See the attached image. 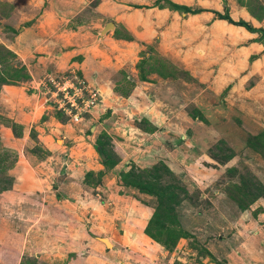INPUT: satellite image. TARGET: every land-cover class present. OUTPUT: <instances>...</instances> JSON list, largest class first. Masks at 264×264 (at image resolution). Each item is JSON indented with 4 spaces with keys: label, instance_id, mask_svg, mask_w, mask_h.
Returning a JSON list of instances; mask_svg holds the SVG:
<instances>
[{
    "label": "rangeland",
    "instance_id": "1",
    "mask_svg": "<svg viewBox=\"0 0 264 264\" xmlns=\"http://www.w3.org/2000/svg\"><path fill=\"white\" fill-rule=\"evenodd\" d=\"M242 1L250 17L255 18L251 13L261 14L258 5L264 9V0ZM0 6V40L7 42L17 30L7 24L13 19L6 22V17L20 11L29 18L36 10H9L2 2ZM255 19L252 23L244 20L250 29L242 27L257 34V51L263 53L264 14ZM13 22L21 28L30 20L23 24L18 17ZM103 29L109 31L111 27ZM233 43L225 42L224 61L230 64L237 56ZM10 52L0 41V76L8 82L0 84L4 92L0 98V157L5 158L4 165L12 161L13 165L29 164L24 167L25 174L33 168L37 192L24 195L21 201L0 192V264H27L26 260L35 264H230L232 257L234 263L264 264L259 256L264 252V67H259L261 72L250 73V61L256 60L255 56L243 55L240 67L233 71L203 73V81L174 65L175 70L168 72L170 64L146 45L139 55L148 58L138 63L153 65L167 75L150 72L137 88L133 84L136 76L128 77L130 82L124 85L128 87L126 92L132 93L114 103L104 101V90L94 88L80 73L86 87L83 92L96 94L95 102L78 115L65 106L69 97L64 98L63 87L55 88V82L62 78L74 80L76 70L61 71L51 79L44 77L43 71L32 85L30 77L25 80L12 76L14 68L21 67L25 74L28 69ZM34 65L42 66V62L34 58ZM228 74L230 77L224 80ZM217 75L222 76L216 79L220 82L216 87L212 83ZM116 78L114 74L113 80ZM117 83L123 84V80ZM252 84L259 87L251 91ZM2 85L11 87L2 89ZM57 110L60 117L55 115ZM150 114L154 127L148 121ZM77 122L81 124L77 126ZM10 124L20 127L18 136ZM77 129L88 137L77 140L81 147L73 153L72 142L63 148L60 140ZM98 132L114 137L112 149L107 141L114 164L106 163L99 180L94 178L96 184L102 182L98 189H78L82 200L66 198L72 203L64 211L57 209L60 204L53 198L49 201L54 207L43 203L40 195L44 194V181L40 178L44 175L39 167H44V162L52 166L58 160L69 161L70 168H77L76 177H80L87 163H103V155L88 152ZM81 154L84 156L79 157ZM121 171H131L135 180L153 189L152 193L151 188L141 191L124 186ZM114 185L124 186L118 189L119 197L105 199L104 189H117ZM143 207L149 210L145 214ZM154 209L173 216L175 221L163 219L165 229L162 225L159 232L145 228ZM72 210L76 216L71 215ZM138 214L144 218L143 225L136 220L135 231L126 230L127 221L140 219ZM166 224L175 228V233L171 232L173 241H165L169 230ZM128 246H133L132 250ZM131 251L132 256L126 258Z\"/></svg>",
    "mask_w": 264,
    "mask_h": 264
},
{
    "label": "crops",
    "instance_id": "2",
    "mask_svg": "<svg viewBox=\"0 0 264 264\" xmlns=\"http://www.w3.org/2000/svg\"><path fill=\"white\" fill-rule=\"evenodd\" d=\"M154 1L0 0V3L6 4L9 10H36L29 18L25 17L24 13L20 11L17 14L10 13L12 15L6 17V22L9 18L17 22V18L20 17V23L24 22L23 24H25L29 20L30 23L21 25L20 28L18 27L19 25L17 26L16 24L14 25V22L12 23L13 20L10 23L7 22L11 28L17 31L8 36L6 39L7 42L0 41L27 67L30 76L28 82L33 83L32 85L39 81L41 78L39 76L43 71L44 77L51 79L61 71L76 70L94 88L96 87L101 91L104 90L102 93L104 101H112L114 103L126 100L127 96L132 93L126 92L128 87L125 85L130 82L127 80L128 77L131 79L132 76H136L133 84H136V88L140 86L142 81L138 77L136 63L141 58L143 60L148 58L147 53L143 55L147 57H141L139 55L140 49L146 45H151L157 53V56L164 57V61L168 62V65L170 64L168 72L171 69L175 70V67H177L198 80H205L203 73L206 74L213 71L220 74L226 72L228 69L233 71L235 68H239L243 55L246 57L248 54L255 56L257 60V62L256 60L250 61V73L256 74L261 72V70L259 71V67H264V65H261L264 64V52L257 51L258 42L255 41L257 34L254 33L252 35L242 26L234 25L218 17V14L224 13V7H227V13L230 19L250 20L251 23L254 20L256 21L236 1L160 0V3L163 2L162 5H164L162 7L155 6L153 4ZM167 1L180 6H186L191 10L198 9V11L190 13L183 9H173L168 7ZM234 15L237 17L234 18ZM108 23H110L108 27H111V30L106 31L103 28L107 27ZM227 41L234 42V50L237 55H235L236 58L231 64L229 61H224L227 46L225 42ZM105 44H108V46L106 47ZM40 51V54H36V52ZM34 58L39 59L42 62V66L35 67ZM237 71L235 70V73ZM114 74L118 75V78L115 80H113ZM221 76L217 75L214 78L215 80L212 83L214 86L217 87L220 85V82L216 79H219ZM229 77L230 75L228 74L223 79L225 80L226 78L227 80ZM120 79L123 80V84H115ZM2 86V89L11 87V85ZM258 87L259 84H252V86L250 85V90L253 91ZM122 90L126 94L124 92L122 93ZM3 95L4 92L0 91V98ZM151 117L150 114L148 121L154 127L155 122ZM76 124L78 126L81 123L77 122ZM143 129H146V127H143ZM77 130L70 134L65 132L67 136H64L60 140V146L65 148L72 142L74 150L71 152H79L81 143L77 140L80 138L87 139L88 135L80 133L79 129ZM98 134L99 132L96 133V136ZM107 136H109L110 145V142L113 143L112 138L114 137L110 134H107ZM95 138L93 140V146L90 144L91 148H88V152L93 155L94 153L97 154L95 150ZM66 139L69 140L67 141ZM109 147L112 149L111 145ZM121 149L118 150L121 151ZM47 156H49V153ZM83 156L81 154L79 157ZM83 161L84 159L81 162L82 164ZM68 162L58 160L52 166L49 162H44V167H39L40 172L44 175V177L40 178V180L44 181V194L38 195L42 196L41 200L43 203L47 202L46 205L50 203L52 207L55 204H51L49 199L53 198L55 202L60 204L57 206V209L61 211H64L72 203L69 200L65 201L66 198L70 200L73 198L77 202L82 200L78 189L82 188L83 190L84 187L91 189L96 187L95 189H98V186L102 182L99 184L95 183L94 187L92 186L94 182L86 184L83 182L84 174L91 171L95 175L105 167L102 166V163L100 165L92 162V165L87 163V167L82 168L83 171L78 175L80 177H76L75 173L77 172L74 169L77 168H74L75 165L73 169L70 168L69 164L72 163ZM39 164L38 162L36 165L39 166ZM76 165H79L77 161ZM24 167H29V164L17 162V164L14 163L10 172L7 170L8 174L10 173L9 175L13 177V182L11 187L3 192L13 199L17 198V201H21L24 195H28L29 197L30 194L37 192V182L33 177V168H28L30 172L25 174L26 170H24ZM15 170H17L16 175L12 174ZM26 175L29 177L26 178ZM34 187L36 190H32ZM121 187L124 188V186L114 185V188L117 189H113L112 186H109L107 191L104 189L105 199H112V196L119 197L118 194L120 193L118 192L120 191L118 189ZM23 189L27 191L24 192ZM51 190H54V193ZM73 203L75 206L77 205V203ZM143 208L142 212L145 214L148 207ZM73 214L74 211L72 210L71 215L76 216ZM136 216L139 217V214ZM139 218L136 219L135 217L133 218L134 220L127 221L126 230L135 231L134 226L136 220L143 225L144 218L142 216ZM132 247L128 246L127 248L132 250ZM131 252L126 258L132 256L133 251ZM259 256L264 258V252L259 254ZM234 260L233 257L231 261L228 259L230 264L231 262L232 264H240L236 263V261L234 263Z\"/></svg>",
    "mask_w": 264,
    "mask_h": 264
},
{
    "label": "trees",
    "instance_id": "3",
    "mask_svg": "<svg viewBox=\"0 0 264 264\" xmlns=\"http://www.w3.org/2000/svg\"><path fill=\"white\" fill-rule=\"evenodd\" d=\"M236 2L238 3V5L244 7L245 9H246V7L248 8V6H246V4H245L246 2H244L242 0H236ZM167 3H168V6L169 7H172L173 9H183L184 11L190 12V13H193L195 11H198V9L197 10H191V9H189L186 6H180V5H177V4L170 3L168 1H167ZM153 4L155 6H158V7L164 6V5H162L160 3V0H155ZM257 8H258V11H261V14L260 15L262 16L264 14L263 7L261 5H258ZM251 14L255 18H258L260 16V15L258 16L256 13H251ZM218 17H220L222 19H225L229 23H232L234 25L245 26V28H247V29H250L251 28L244 20H241V19H238L237 21L231 20L229 18V16H228L227 13L218 14ZM145 60H147V59H144V61ZM137 63H136V68L138 69V73H139V76L141 77V80H145L146 79V76L145 75L147 73H150V72H156L157 74H160L161 76L167 75V72H165V71L159 73L156 69H154L153 65H148L147 67H145L144 65H140L141 62L138 63V64ZM142 66H143V70H142ZM6 68H8V67H6ZM20 69H21V67L14 68L13 73H12V76L14 78H23V79L27 80L30 76L28 75V73L27 74L22 73L20 71ZM5 71L7 72V70H5ZM79 75H80V73L79 72H76V78L77 79H80L79 78ZM6 83H8V82L5 80V78H3L2 76H0V84H6ZM47 84H51V83L47 81ZM123 92L126 94V92L124 90H122V93ZM55 115H56V117H60L61 116V112L57 110L55 112ZM10 125L12 127V131L15 128L14 131H13L14 132L13 134L15 136H18L20 134V131H19L20 127L19 126H16L15 124H10ZM107 141L109 142V139H108L107 134L104 133V132L99 133L96 136V138H95V150H96L97 154H100V155H103L104 156V160L102 162L105 163L104 164L105 165V168L107 167L106 166V163H107L108 166L114 164V162L112 160H110L111 158H110V155L108 153L110 151L107 150ZM3 160H5V158L4 157H0V192L8 190L11 187L12 182H13V178L7 173V170L13 165V161L11 163H9L8 165H4L3 164ZM102 172H103V170L102 171H98L95 175H93V173L91 171L86 172L84 174L83 182L86 183V184H91L92 182H94V178L98 181L99 178H100V176H101V174H102ZM119 174H120L119 175L120 180H121V182H122L123 185L126 184V185H129V186H132V187L134 186L135 188H139V189L141 188L140 189L141 191H144V190H148L149 191V188H151L148 184L146 186H144V183H141L140 184V181L135 180L136 176L134 174H132L131 171H129V172H125V171L122 172L121 171ZM151 175L152 176L155 175V172H152ZM148 181H150V180H148ZM94 186H95V182L93 184V187ZM152 191H153V189L151 190V193H152ZM169 217H170L169 214L168 215H165V213H159L158 211H156V209H154L153 212H152V214H151V216H150V218L148 219V222H147L148 224H147V226L145 228H147V227L152 228L153 227L155 230H157L159 232L162 229V227L164 226L162 224L163 219L166 220ZM172 217H170V218H172ZM168 221H175V220H174V218H172L171 220H168ZM166 225H167L166 226V229L167 230L169 229L170 231L168 230V233L165 232L166 233V236H165V239L166 240L165 241H167V242L168 241H173L174 238H175V236L173 235L175 233L174 232L175 228L170 227L168 224H166ZM164 229H165V226H164ZM144 232L147 233L148 231L145 230ZM171 232L173 234H171ZM150 235H151V237L153 239L155 238L153 236V234H150ZM167 242H165V244L164 243L163 244L166 246L167 245ZM26 263L27 264H35L34 262H31L30 260H26ZM218 264H220V263H218ZM221 264H226V263H221Z\"/></svg>",
    "mask_w": 264,
    "mask_h": 264
},
{
    "label": "built area",
    "instance_id": "4",
    "mask_svg": "<svg viewBox=\"0 0 264 264\" xmlns=\"http://www.w3.org/2000/svg\"><path fill=\"white\" fill-rule=\"evenodd\" d=\"M52 83H54V81H52ZM55 83V88L58 86L61 88L63 87L61 91L64 92V98L67 96L69 97V99L65 102V106L68 109H71L70 111L77 112L78 115L81 112L87 111V109L95 102L94 94H96V92L91 90L83 92V89H86V87L83 82L76 77L74 80L71 78H62L61 81H57Z\"/></svg>",
    "mask_w": 264,
    "mask_h": 264
},
{
    "label": "water",
    "instance_id": "5",
    "mask_svg": "<svg viewBox=\"0 0 264 264\" xmlns=\"http://www.w3.org/2000/svg\"><path fill=\"white\" fill-rule=\"evenodd\" d=\"M110 25V23L107 24V27ZM106 242V241H105ZM108 245V244H107Z\"/></svg>",
    "mask_w": 264,
    "mask_h": 264
}]
</instances>
